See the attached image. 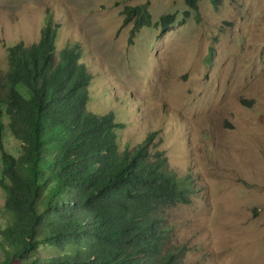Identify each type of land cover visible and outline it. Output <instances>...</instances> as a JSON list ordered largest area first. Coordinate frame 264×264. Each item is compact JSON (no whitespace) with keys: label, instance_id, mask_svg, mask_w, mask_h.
<instances>
[{"label":"rangeland","instance_id":"obj_1","mask_svg":"<svg viewBox=\"0 0 264 264\" xmlns=\"http://www.w3.org/2000/svg\"><path fill=\"white\" fill-rule=\"evenodd\" d=\"M138 4L152 25L131 34L123 11ZM47 17L57 50L81 48L87 110L124 124L118 150L154 133L169 168L194 184L190 203L163 210L184 264H264V0L196 10L184 0H0L1 71L8 48L37 42ZM4 198L0 187V207ZM59 253L43 244L33 256Z\"/></svg>","mask_w":264,"mask_h":264},{"label":"trees","instance_id":"obj_2","mask_svg":"<svg viewBox=\"0 0 264 264\" xmlns=\"http://www.w3.org/2000/svg\"><path fill=\"white\" fill-rule=\"evenodd\" d=\"M199 1L184 0L193 10ZM123 14L131 34L152 25L146 4ZM57 35L47 17L38 41L9 47L0 70V264H184L163 210L190 203L194 184L169 168L154 133L118 150L124 124L87 110L81 48L57 50ZM43 244L60 253L33 256Z\"/></svg>","mask_w":264,"mask_h":264},{"label":"clouds","instance_id":"obj_3","mask_svg":"<svg viewBox=\"0 0 264 264\" xmlns=\"http://www.w3.org/2000/svg\"><path fill=\"white\" fill-rule=\"evenodd\" d=\"M78 45V44H77ZM79 46V45H78ZM80 48V47H79Z\"/></svg>","mask_w":264,"mask_h":264}]
</instances>
